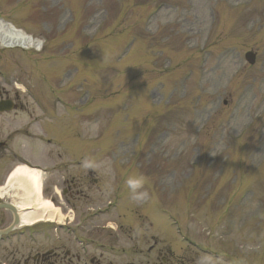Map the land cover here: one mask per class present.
<instances>
[{
	"label": "rangeland",
	"instance_id": "obj_1",
	"mask_svg": "<svg viewBox=\"0 0 264 264\" xmlns=\"http://www.w3.org/2000/svg\"><path fill=\"white\" fill-rule=\"evenodd\" d=\"M0 15L46 41L39 53L0 47V70L9 71L0 84L36 80L50 107L54 98L64 100L66 106L41 113V147L28 156L44 168L47 197L54 188L61 192L65 179L81 178L78 189L87 200L68 203L62 196L64 204L56 205L87 223L79 230L89 244L85 256L66 229H59L62 241L37 245L16 236L12 246L0 243L3 263L23 264L40 244L91 264V254H101L97 244L114 240L109 230L92 226L112 221L121 247L129 250L135 232L144 242L139 246L157 240L173 264H264V0H0ZM248 50L257 53L253 66L244 60ZM157 73L150 96L146 83ZM46 83L55 92L44 90ZM248 127L254 129L238 139ZM7 162H0V183L13 166ZM135 175L145 177L147 200L130 197L125 182ZM115 193L118 208L91 225L83 220L86 207ZM9 218L0 212L3 225ZM101 258L105 264L132 259Z\"/></svg>",
	"mask_w": 264,
	"mask_h": 264
},
{
	"label": "bare ground",
	"instance_id": "obj_2",
	"mask_svg": "<svg viewBox=\"0 0 264 264\" xmlns=\"http://www.w3.org/2000/svg\"><path fill=\"white\" fill-rule=\"evenodd\" d=\"M0 43L5 47L19 44L24 48H38L41 42L0 17ZM42 190L43 173L37 168L18 165L10 173L6 184L0 188V195L9 196L18 209L20 226L40 221L61 222L63 214L43 196Z\"/></svg>",
	"mask_w": 264,
	"mask_h": 264
},
{
	"label": "clouds",
	"instance_id": "obj_3",
	"mask_svg": "<svg viewBox=\"0 0 264 264\" xmlns=\"http://www.w3.org/2000/svg\"><path fill=\"white\" fill-rule=\"evenodd\" d=\"M89 163L85 162L84 167H92ZM110 170V169H109ZM126 186L129 190L130 197L134 201H144L149 197L148 191L145 189V177L143 175L130 176L126 180Z\"/></svg>",
	"mask_w": 264,
	"mask_h": 264
}]
</instances>
